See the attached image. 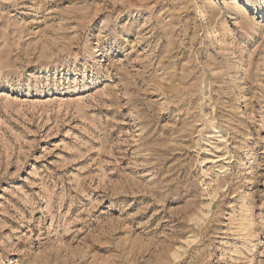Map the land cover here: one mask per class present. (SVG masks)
Here are the masks:
<instances>
[{
    "label": "rangeland",
    "instance_id": "374dc122",
    "mask_svg": "<svg viewBox=\"0 0 264 264\" xmlns=\"http://www.w3.org/2000/svg\"><path fill=\"white\" fill-rule=\"evenodd\" d=\"M0 264H264V0H0Z\"/></svg>",
    "mask_w": 264,
    "mask_h": 264
}]
</instances>
